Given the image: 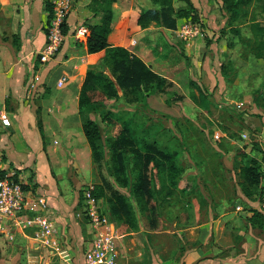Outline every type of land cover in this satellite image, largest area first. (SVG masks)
<instances>
[{
	"label": "rangeland",
	"instance_id": "1",
	"mask_svg": "<svg viewBox=\"0 0 264 264\" xmlns=\"http://www.w3.org/2000/svg\"><path fill=\"white\" fill-rule=\"evenodd\" d=\"M204 1V5L195 7L198 23L204 29L205 50L199 56L195 55L194 58L182 53L185 44L173 32L177 26L174 29L164 28L162 33H157V28H153L156 35L152 52L163 65L171 69L170 73L174 76V81L167 83L163 90L143 91L139 98L129 92L125 96L121 89H117V94L109 95L103 83L96 80L93 89L88 91L93 103L88 115L97 121L101 132V159L95 162L91 158L92 179L78 187L77 195L80 196L84 188H90L93 194L101 193L97 195L101 210L113 223L117 235H124L127 241L131 238L135 243L130 253L133 260L128 264L151 263L146 255H138L139 252L148 255L153 252L155 255V252L174 251L181 255L184 247L189 246L182 237L183 226L215 217L214 208L222 203L227 212L224 219L233 231V252L236 255L246 254L243 253L242 239L238 234V227L243 225L240 217L259 207L260 195H243L238 172L248 157L262 159L264 156V152L260 148L258 150L259 145H264V64L262 60L251 58L246 60L244 67L243 59L239 58L240 53H245L241 46L249 48V44H244L241 37H252L250 25L244 22L235 24L241 35L233 37L232 44L237 47H231L226 40L230 30L228 14L221 10L220 0ZM259 4L260 0H253L247 9L249 19H258ZM181 5L175 0V8ZM179 22L180 19L177 25ZM260 23L264 25V22ZM152 25L155 27L157 24ZM251 40L263 42L264 33L256 32ZM225 42L226 49H233L227 57L219 52ZM209 45L214 49L209 50ZM229 57L234 58L236 66V87L227 88L228 91L223 93L229 94L231 90L234 99L223 98L218 84L211 87L202 81L205 76L202 78L198 74L204 71L202 67L199 71L194 69L200 61L203 65L206 63L209 67L219 68V62L224 65ZM112 60L106 61L109 66ZM105 73L113 79L108 67ZM39 80H36L37 84ZM241 89L245 92L235 94ZM37 90L42 91V95L49 92L41 84L32 87L29 84L25 88L28 95H33ZM42 95L34 99L37 112L41 106L39 101L44 98ZM239 95L245 99H241L243 103H237ZM215 132H218V138L214 137ZM120 137L130 139L132 143L129 145H136L124 146L129 160V168L124 176L114 174L115 164L110 154L113 143ZM149 145H155L169 154L175 153L173 161L177 170L153 159L148 166L153 192L151 198L146 200L145 196L136 194L135 184L143 164L138 152L145 151ZM252 145H257V148ZM261 168L264 177V162ZM170 174L177 179L175 185L171 183ZM222 177L228 180L225 186L218 182ZM113 191L121 194L130 204L133 211L131 222H125L112 214ZM187 191L193 193L187 194ZM236 205H240L242 210H236ZM209 207L213 211H209ZM235 219H239V222L233 223ZM250 231L245 240L249 247L246 257H256L260 248L257 243L264 240V231Z\"/></svg>",
	"mask_w": 264,
	"mask_h": 264
},
{
	"label": "crops",
	"instance_id": "2",
	"mask_svg": "<svg viewBox=\"0 0 264 264\" xmlns=\"http://www.w3.org/2000/svg\"><path fill=\"white\" fill-rule=\"evenodd\" d=\"M92 1L74 0L65 22L66 38L63 45L52 59L41 63L37 55L46 41L45 25L49 15L47 0H0V112L5 111L10 119L9 126L0 121V173L15 171L27 189L46 196L49 215L55 227L52 235L54 244L47 246L20 232H15L12 240L0 234L1 264H85L83 253L89 247L93 234L86 219L76 216L81 208L78 206L77 194L78 187L92 179V171L89 163L91 151L82 131L83 119L78 99L86 72H105L107 69L104 59L108 52L88 53L85 48L76 47L73 30L80 24L88 27L99 23V12L88 6ZM191 1L197 8L205 3L204 0ZM156 6L153 0L113 2L109 48L122 47L128 54L140 58L154 72L173 82L171 69L163 65L152 52L156 35L153 28H157V33H162L164 28L158 24L154 27L153 23L145 28L137 24L143 9ZM244 23L249 25V21ZM229 27L226 40L233 47V37H239L241 31L236 33L231 30L232 26ZM199 38L189 45L185 44L182 51L185 56L195 58V55L203 53L205 43L203 37ZM226 45L225 42L219 50L224 57L233 51L226 49ZM241 47L245 53H240L239 58L243 59L244 67L246 60L251 58L262 60L264 64V59L255 57L244 45ZM211 48L209 45L208 49ZM222 63L219 62V68H214L200 61L194 69L199 71L202 67L204 71L198 72L202 78L205 76L202 81L211 87L218 84L223 98L234 99L231 90L229 94L223 93L228 91L227 88L236 87L234 58L229 57L224 65ZM34 75L40 78L38 84L49 91L45 95L38 90L33 95L26 94L25 88L33 81ZM61 77H65V82L58 85ZM34 83L38 85L36 81ZM243 92L241 89L235 94ZM40 95L44 98L39 101L41 106L37 112L34 99ZM241 99L244 98L240 96L237 103L245 101ZM259 148L264 152V145H259ZM218 182L225 186L228 180L222 177ZM223 204L214 208L215 217L183 226L182 237L189 246L182 248L181 255L174 251L155 252V255L153 252L149 255L139 252L138 255H146L150 264H263L264 240L260 239L263 241L257 243L260 248L256 257H246L249 247L245 240L250 229L260 233L264 231V226H252L248 222L252 210L241 214L243 225L238 227V234L242 239L243 253L246 254L236 255L233 252V231L224 219L227 212ZM211 208L208 210L213 211ZM254 209L264 214L259 207ZM236 221L239 222V219L232 222ZM134 245L133 239L127 241L124 235L118 234L116 251L119 264H128L133 260L130 253Z\"/></svg>",
	"mask_w": 264,
	"mask_h": 264
},
{
	"label": "trees",
	"instance_id": "3",
	"mask_svg": "<svg viewBox=\"0 0 264 264\" xmlns=\"http://www.w3.org/2000/svg\"><path fill=\"white\" fill-rule=\"evenodd\" d=\"M115 1L116 0H93L88 6L90 9L99 12V23L89 25L87 35L83 38L75 39L74 41L76 47H83L88 53L108 52L104 61H108L111 58L113 59L110 66L105 62L113 79L102 70H88L79 92L78 106L83 119L82 131L89 144L91 158L95 162L101 159V150L99 146L101 132L97 121L89 118L88 115V109L93 106L88 91L93 89L94 82L96 80L102 82L109 95H115L117 94V89H121L123 95L129 92L135 98H139L143 91L156 92L163 90L164 86L170 82L165 77L154 72L151 67L146 65L140 58L128 54L122 47L109 48L108 36L111 32V22L113 18L111 4ZM153 1L157 6L143 9L137 18V24L142 28L149 26L151 23H156L163 28L174 29L179 19L199 22L198 17H196L197 9L191 0H177L183 4L177 8L174 7L175 0ZM252 2L253 0H220L221 10L223 13L228 14V25L232 26L231 30H233V32L239 33V28L235 25L237 22L243 23L249 21L252 37H254L256 32L264 33V25L260 23L264 22V0H260L257 11L258 19H249L247 16V9ZM46 5L49 10V18L52 11L49 0H47ZM64 32H66L65 25ZM252 37L241 38L244 44H249V51L255 57L264 59V41L258 43L255 40L252 41ZM147 92L145 94H147ZM126 132L128 134V130H126ZM130 143H132L130 139L128 140L120 137L115 140L110 149V154L115 164L114 174L116 176L120 174L124 176L129 168V160L123 149H125L124 146L126 144H128L126 146L136 147V145H129ZM252 146L253 148H257V145ZM138 156L142 157L143 164L138 176V181L135 184V192L138 195L145 196V199L149 200L153 192L150 174L148 173L150 162L153 159H158L163 164H168V166L174 170L176 168L173 159L176 155L175 153H166L155 145H149L145 151H139ZM262 162H264V156L262 159L250 156L239 169L238 177L240 188L243 195L246 197L260 195L259 188L263 180ZM1 174L2 173H0V176ZM169 178L172 185H175L177 179L174 178L172 174H170ZM23 187L27 189L26 185ZM192 193V191H187V194ZM99 194L101 195V193H96L94 195L97 197ZM81 201L82 192L78 201V206L80 207L82 206ZM111 212L116 217L124 219L125 222H131V220H133V211L130 204L116 191L112 192ZM252 213L253 214L247 219L248 222H250L252 226L262 228L264 226V214L255 209L252 210Z\"/></svg>",
	"mask_w": 264,
	"mask_h": 264
},
{
	"label": "built area",
	"instance_id": "4",
	"mask_svg": "<svg viewBox=\"0 0 264 264\" xmlns=\"http://www.w3.org/2000/svg\"><path fill=\"white\" fill-rule=\"evenodd\" d=\"M51 3V14L48 18L45 31L46 41L37 55L41 63L52 59L63 45L66 34L64 25L67 15L72 9L74 0H49ZM176 38L189 45L194 39L204 36V29L198 22L191 20H180L173 30ZM88 33V27L84 24L78 25L73 30L75 39L83 38ZM38 80L33 76L30 87ZM65 82V77L58 80V85ZM0 121L9 126L10 119L5 111L0 112ZM218 132L214 137L218 138ZM0 176V234L12 240L15 232L43 243L53 245L52 235L55 232L54 223L49 215V202L46 196L33 193L30 189H24V183L17 177L15 171H2ZM16 179V180H15ZM82 206L76 216L86 218L92 229L93 237L89 247L83 253L85 264H119L116 251V240L118 235L114 225L103 214L100 200L92 193L90 188L82 190ZM259 207L264 211V177L260 187ZM236 210H242L240 205Z\"/></svg>",
	"mask_w": 264,
	"mask_h": 264
}]
</instances>
